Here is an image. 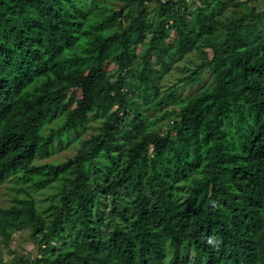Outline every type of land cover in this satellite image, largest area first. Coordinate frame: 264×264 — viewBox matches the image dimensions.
I'll return each instance as SVG.
<instances>
[{
	"label": "trees",
	"instance_id": "1",
	"mask_svg": "<svg viewBox=\"0 0 264 264\" xmlns=\"http://www.w3.org/2000/svg\"><path fill=\"white\" fill-rule=\"evenodd\" d=\"M243 3L0 0V187L25 185L0 231L51 253L22 264H264V8ZM194 50L211 79L181 98L162 79Z\"/></svg>",
	"mask_w": 264,
	"mask_h": 264
},
{
	"label": "rangeland",
	"instance_id": "2",
	"mask_svg": "<svg viewBox=\"0 0 264 264\" xmlns=\"http://www.w3.org/2000/svg\"><path fill=\"white\" fill-rule=\"evenodd\" d=\"M243 5H248L250 7H255L258 10L264 8V0H243ZM114 10H120V7L113 3L110 5ZM148 17L151 27H156L159 22V17L157 13V7L153 2H148ZM138 12L136 5L127 8L123 11V21L127 22L130 17L136 15ZM151 37V32L149 31L147 39ZM139 38L133 37V50L140 52ZM142 53V51L140 52ZM204 58L202 54L198 50H194L187 54L181 61L177 62L175 66L170 70L169 73L165 75L162 79V85L167 89H174L177 96H181V98H185L191 93L197 91L204 83L211 79L210 69L208 67H204L203 71L198 75L197 80H190L189 75L194 72L196 67L202 64ZM135 64L138 66L140 64V60H136ZM135 64L132 66V69L136 70ZM114 64L111 63V66ZM115 68V66H114ZM116 69H114V72ZM133 71L131 74H133ZM116 78L114 75L113 79ZM129 81L134 83L133 77L130 75ZM168 109H179L180 106L171 103L167 105ZM101 116L91 117L87 125V129L81 132L82 137L88 136L91 133H95L98 127V124L101 122ZM172 122V117L167 116L162 118L160 125L163 129H167ZM72 147H66L65 149H61L57 154L52 157L46 158V162H59L61 160L66 159L67 157L73 155L76 151L75 144L71 145ZM25 187V185L17 182L15 179H8L1 187H0V206H6L11 203L14 196H24V193L21 191V187ZM55 191L54 187H46L40 189L35 193V197L38 200V205L41 208H46L50 202V196L53 195ZM51 254L49 251H45L44 246L41 247L39 242L33 238L31 235V229L29 227H24L20 230H17L12 233L10 239L5 238L0 231V264H22V258H29L31 260L49 255Z\"/></svg>",
	"mask_w": 264,
	"mask_h": 264
}]
</instances>
